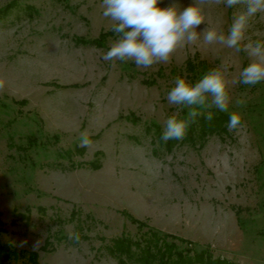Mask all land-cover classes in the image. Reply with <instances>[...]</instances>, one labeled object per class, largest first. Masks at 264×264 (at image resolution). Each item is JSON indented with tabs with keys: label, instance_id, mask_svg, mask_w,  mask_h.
Returning a JSON list of instances; mask_svg holds the SVG:
<instances>
[{
	"label": "rangeland",
	"instance_id": "rangeland-1",
	"mask_svg": "<svg viewBox=\"0 0 264 264\" xmlns=\"http://www.w3.org/2000/svg\"><path fill=\"white\" fill-rule=\"evenodd\" d=\"M101 4L0 0V241L20 250L5 264H119L112 238L148 228L264 264V82L231 89L239 129L202 133L196 120L169 147L159 133L176 110L173 79L196 81L222 61L235 77L249 59L198 41L149 69L105 61L116 36ZM233 11L214 8L208 26L226 31ZM248 36L264 40V16Z\"/></svg>",
	"mask_w": 264,
	"mask_h": 264
},
{
	"label": "clouds",
	"instance_id": "clouds-1",
	"mask_svg": "<svg viewBox=\"0 0 264 264\" xmlns=\"http://www.w3.org/2000/svg\"><path fill=\"white\" fill-rule=\"evenodd\" d=\"M218 6L234 10L226 31L222 25L209 27L207 23ZM101 7L110 31L116 36L102 57L105 61H132L137 68L149 69L168 63L179 49L198 41L205 47L243 52L249 59L235 77L229 71L232 67L229 61L209 68L196 81L176 76L166 97L176 110L165 121L161 137L165 142L183 140L198 117L211 121L212 109L228 113L234 86L264 82V40L254 41L248 36L253 19L258 14L264 16V0H191L183 7L178 0H169L167 5L164 0H102ZM245 103L244 99L235 100L238 107ZM150 107L156 110L155 105ZM241 126L242 113L232 111L228 131ZM92 143L86 132L81 133L80 147L87 148Z\"/></svg>",
	"mask_w": 264,
	"mask_h": 264
},
{
	"label": "trees",
	"instance_id": "trees-1",
	"mask_svg": "<svg viewBox=\"0 0 264 264\" xmlns=\"http://www.w3.org/2000/svg\"><path fill=\"white\" fill-rule=\"evenodd\" d=\"M214 116L211 121L203 116L198 117L200 123L199 130L202 133H214L227 130L229 114L213 111ZM194 123L189 127L188 132L194 131ZM189 136H192L190 135ZM162 137V133H159ZM175 140H169L167 146L172 147ZM18 218H26L24 213H17ZM15 217V218H16ZM135 220V219H134ZM140 227L146 226L143 222L135 220ZM3 227L0 226V232ZM171 238V239H169ZM175 239L184 241L169 233L148 228L138 238L128 234H122L114 237L107 248L110 254L116 257L119 264H241L222 256H214L208 249H197L191 246H180ZM187 243H190L187 242ZM20 255V250L12 247L8 243L0 241V264H5L6 260ZM29 258L36 261V253H31Z\"/></svg>",
	"mask_w": 264,
	"mask_h": 264
}]
</instances>
